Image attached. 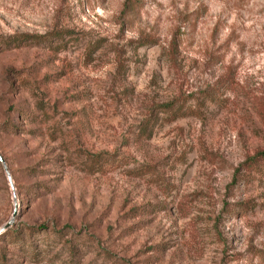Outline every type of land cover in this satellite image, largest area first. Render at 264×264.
<instances>
[{
  "label": "rangeland",
  "instance_id": "1",
  "mask_svg": "<svg viewBox=\"0 0 264 264\" xmlns=\"http://www.w3.org/2000/svg\"><path fill=\"white\" fill-rule=\"evenodd\" d=\"M263 154L264 0H0V264H264Z\"/></svg>",
  "mask_w": 264,
  "mask_h": 264
},
{
  "label": "water",
  "instance_id": "2",
  "mask_svg": "<svg viewBox=\"0 0 264 264\" xmlns=\"http://www.w3.org/2000/svg\"><path fill=\"white\" fill-rule=\"evenodd\" d=\"M0 161L2 162V163H4L3 162V159H2V157H1V155H0ZM4 168H5V170H6V167L4 166ZM7 176H9V175H7ZM9 178V177H8ZM9 180H10V178H9ZM7 225V224H6ZM6 225H3L2 227H0V231H2L5 227H6Z\"/></svg>",
  "mask_w": 264,
  "mask_h": 264
},
{
  "label": "trees",
  "instance_id": "3",
  "mask_svg": "<svg viewBox=\"0 0 264 264\" xmlns=\"http://www.w3.org/2000/svg\"><path fill=\"white\" fill-rule=\"evenodd\" d=\"M264 155V154H263Z\"/></svg>",
  "mask_w": 264,
  "mask_h": 264
}]
</instances>
